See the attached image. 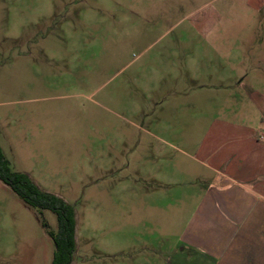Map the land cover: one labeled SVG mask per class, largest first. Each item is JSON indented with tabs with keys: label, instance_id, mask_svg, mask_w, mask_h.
Here are the masks:
<instances>
[{
	"label": "rangeland",
	"instance_id": "374dc122",
	"mask_svg": "<svg viewBox=\"0 0 264 264\" xmlns=\"http://www.w3.org/2000/svg\"><path fill=\"white\" fill-rule=\"evenodd\" d=\"M263 106L264 0H0V149L73 207L71 264H184L202 151ZM56 231L0 180V264H51Z\"/></svg>",
	"mask_w": 264,
	"mask_h": 264
},
{
	"label": "crops",
	"instance_id": "0c3cea01",
	"mask_svg": "<svg viewBox=\"0 0 264 264\" xmlns=\"http://www.w3.org/2000/svg\"><path fill=\"white\" fill-rule=\"evenodd\" d=\"M244 77L235 80L238 87ZM255 90L262 88H249ZM234 132L233 148L202 151L217 176L203 187L178 242L184 264L192 256L196 264H264V119L254 127L235 124Z\"/></svg>",
	"mask_w": 264,
	"mask_h": 264
},
{
	"label": "trees",
	"instance_id": "16d2710c",
	"mask_svg": "<svg viewBox=\"0 0 264 264\" xmlns=\"http://www.w3.org/2000/svg\"><path fill=\"white\" fill-rule=\"evenodd\" d=\"M0 180L9 186L26 206L55 214L57 231L52 234L54 253L51 264H71L75 250L73 207L54 194L38 188L26 174L11 171L1 149Z\"/></svg>",
	"mask_w": 264,
	"mask_h": 264
}]
</instances>
